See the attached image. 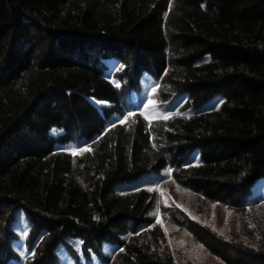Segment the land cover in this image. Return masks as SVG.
<instances>
[{"label": "trees", "instance_id": "trees-1", "mask_svg": "<svg viewBox=\"0 0 264 264\" xmlns=\"http://www.w3.org/2000/svg\"><path fill=\"white\" fill-rule=\"evenodd\" d=\"M167 184L199 221L264 206V0H0V264H192L164 222L264 264Z\"/></svg>", "mask_w": 264, "mask_h": 264}, {"label": "rangeland", "instance_id": "rangeland-1", "mask_svg": "<svg viewBox=\"0 0 264 264\" xmlns=\"http://www.w3.org/2000/svg\"><path fill=\"white\" fill-rule=\"evenodd\" d=\"M163 200L167 206L175 207L180 205L191 219L198 220L193 216L192 208L188 205L187 200L175 192L172 185L163 186ZM199 222L219 235H223L224 232L230 229V231H236L242 237L246 236L243 232L248 229L251 231L256 230L255 232L264 231V206L249 210L247 215L237 216L215 205L211 208L210 213L207 216H203ZM163 226L168 248L174 258L183 262L189 261L192 264H222L207 255L203 248L196 244L184 230L179 231L166 224V222H164ZM239 228H242V230Z\"/></svg>", "mask_w": 264, "mask_h": 264}, {"label": "snow or ice", "instance_id": "snow-or-ice-1", "mask_svg": "<svg viewBox=\"0 0 264 264\" xmlns=\"http://www.w3.org/2000/svg\"><path fill=\"white\" fill-rule=\"evenodd\" d=\"M125 120H127V117H125ZM157 222H159V220Z\"/></svg>", "mask_w": 264, "mask_h": 264}]
</instances>
